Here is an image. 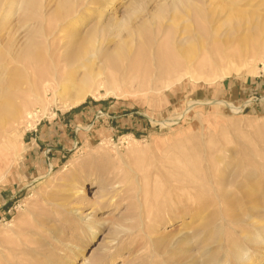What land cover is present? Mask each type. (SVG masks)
<instances>
[{
  "label": "rangeland",
  "instance_id": "1",
  "mask_svg": "<svg viewBox=\"0 0 264 264\" xmlns=\"http://www.w3.org/2000/svg\"><path fill=\"white\" fill-rule=\"evenodd\" d=\"M230 1L0 0V41L19 53L0 76V120L14 110L8 130L21 143L0 171V264H264V31L243 39L263 47L255 70L221 77L204 54L187 58ZM251 3L264 17V0ZM143 35L154 45L139 55ZM117 42L136 71L155 70L160 46L179 62L131 97L101 90L73 107L38 86L78 62L112 74L93 52ZM34 84L42 98L26 101ZM85 106L83 122L61 125ZM208 167L231 182L224 208L212 204Z\"/></svg>",
  "mask_w": 264,
  "mask_h": 264
},
{
  "label": "bare ground",
  "instance_id": "2",
  "mask_svg": "<svg viewBox=\"0 0 264 264\" xmlns=\"http://www.w3.org/2000/svg\"><path fill=\"white\" fill-rule=\"evenodd\" d=\"M251 1L252 0H239V2L237 4L235 3L234 5L232 4L233 2L230 1V4L226 5L225 8H223V11L221 12V13H223V15L221 14L222 16H220L219 20H217V22H216V23H218V21H219V24L221 26H223V28L221 26L216 28V27H213V25H211V27L209 28V31H208V35L205 38V41H204L205 43H203V41H202V40H204V38L202 40H201V37L199 38V40H201V42L204 44L200 47L198 46L199 49L197 51H199V52L196 53V51H193L192 50L193 48H192L191 50L188 51L189 56H187V58L194 59V57L197 54H200V53L204 54V56H205L204 59H207L206 62H208L207 68H210V67H211L210 69L217 68L218 72H220V74H221V77H224L226 74H228L231 67L236 72H238L239 68H237L236 65L238 66L240 64H248L249 65L248 71L255 70L256 69V64H255L256 58L254 57V59H253V55H254V53L260 51L263 47H262V45L249 46L245 41H243V39L251 29L256 28L258 26H260L262 28V30L264 31V17H261V15L258 13L256 14L254 9H252L253 4L251 3ZM260 5H261V3H260ZM220 21H221V23H220ZM142 34H145V33L143 32ZM178 35H179V37L181 36L180 34H178ZM143 36L147 37V35H143ZM148 37L143 38L144 42H143V40H140L142 42H140L138 40V42H140V46L138 45L139 47H136L137 49L139 48L138 51L136 49L138 54L140 53L139 51L143 50L142 52H144L145 48L148 45H150V44L152 45V41L149 40V39L152 40V38H148ZM185 37H186V35H185ZM185 37L183 35L180 38H178V37L176 38V40H175L176 44L174 43V45H175V48L177 50L176 51L177 53H178V49H179V51H181L182 50L181 48L183 46H186L187 37L186 38ZM190 37H191V35H190ZM246 38H247V36H246ZM195 39H196V37H195ZM45 40H46V38H45ZM157 40H159V39H157ZM189 40L190 39L188 38V41ZM121 42H119V43L117 42L115 49H112V50H110L108 47L98 45L95 52H93L95 57L97 55L98 57L102 58V59L100 58V62L102 64H105L107 66V68L111 71L112 74L106 73L105 70L101 69V67L99 69L100 65L96 66V67H98V70L95 69L96 71L88 70L89 68L86 67L87 66L86 64H85L86 70L78 72V70L79 69L81 70V68L83 67V64L85 63V62L84 63L82 62L83 64L79 65V62H78V65L76 64L77 67L74 68V69H77V71L70 69L72 71L69 70L70 72H67V70H63V69L60 70V68L57 70L55 68L54 70L52 69L53 70V76L50 79H46L45 76L41 75L42 80H40V83L38 86H40L41 90H44V91L45 90L47 91L48 88H52L53 92L52 91L51 92L53 93V96H55V97L59 96L63 100V102L65 101V104L67 106L73 107V106H76V105L82 103L86 99V97H89V96L92 98L100 97V91L101 90H103L105 92L104 96L105 95H107V96L111 95V96H114L115 98L131 97L135 93H138V91H136V89H140V88L145 89L144 86L147 87V86H149V84L156 83L159 79L161 80L164 77L171 75L173 73L171 67H175L176 64L179 62V61L173 62L172 59L170 60V58H172L175 54V51H174L175 48H173L174 53L171 54V55H173L172 57L170 55H169V57H167V56L164 57L166 54H165V52L164 53L160 52V50H162V49H160L161 48V46H160L159 49L157 47V49L159 50L158 51L159 55H157V53H156L157 51L154 52L156 54H152L153 56H155V60L158 61V62H156V64L153 62L155 65L151 62L153 64V66H156L155 70H153L154 68L153 69L149 68L151 71L153 70L152 73H154V75L153 74L151 75V71L148 69H145L144 71L138 70L141 73L143 72L142 74H140V73H138V71L133 70V68L134 67L136 68V65H137L135 62H133V64L128 63V65L126 63H123V59L126 58V56H127V58L130 59V56L128 53L124 52L125 49L123 51L121 50L123 48L122 46L124 45ZM198 43H200V41H198ZM125 45H126V43H125ZM151 45L149 46L150 49H151ZM135 46H137V45L135 44ZM140 48H141V50H140ZM150 49L148 48V50H150ZM125 53L128 55H125ZM161 53H162V55H161ZM177 53H176V55H177ZM140 54H144V53H140ZM152 55H150V56H152ZM179 55L180 54H178V57H179ZM18 56H19V53H18V51L15 50L14 43H10V44L7 43L5 45L4 43H2L0 41V76L4 75V74L3 75H1V74L4 72L3 70H5L6 68L8 69L9 65L15 66L16 61H17L16 58ZM158 56L161 58L160 62H159V60H157ZM180 56L182 57V55H180ZM254 56H256V54ZM120 57H122L123 59ZM175 57L178 58L177 56H175ZM160 58H158V59H160ZM184 58H186V57H184ZM66 59L70 62V60L76 59V55L75 54H69L66 57ZM153 59H154V57H153ZM173 59H174V57H173ZM34 60L35 59H33V62H34ZM134 60L137 62L136 57L134 58ZM78 61H79V58H78ZM175 61H177V60H175ZM74 62L77 63L76 61H74ZM30 65H33V63L31 62ZM36 65H34V66H36ZM188 66L190 67V64H188ZM71 67H69V68H71ZM66 68H68V67H66ZM14 69H16V68L13 67L12 69H8L9 74H11ZM36 69H38V68H36ZM203 69H206V68H203ZM148 71H150V73H148ZM145 72H146V74H144ZM139 74H140V76H139ZM143 74L146 75L147 78L149 77L148 74H150V76H152V77L145 80V78L144 79L142 78V77H144ZM41 76H40V78H41ZM138 77H139V79H138ZM15 78H16V76H15ZM4 79H5V77H4ZM6 79H8L10 81L9 77ZM141 79H143V80L140 81ZM0 80H1V78H0ZM168 84L170 85V83H168ZM35 85L36 84H34V86L31 88L29 98L26 101H29L31 98H36V99L42 98L41 95H40L41 98H39V92H38L39 90H38V87H35ZM150 88H151V90H153L152 85H150ZM155 88L156 87H154V89ZM142 89H140V90H142ZM42 94L44 95V92ZM195 103L196 102H190L188 105L191 107ZM16 105L17 104H15V106ZM3 106H4V104H3ZM231 109L238 110L236 108H231ZM12 111H14V110H10L7 113V116H4V114H2L3 112H6V111H4V109H3V112H1L3 118H1V120H0V171H2L6 165L7 166L9 165V162H11L12 155L15 156V146L16 147L21 146V143L17 139H15V137L10 135L9 130H8V127H9L8 121H9L10 117L13 116ZM22 115H23V113L21 114V116ZM29 116L30 115L28 113L27 117L29 118ZM12 160H13V158H12ZM208 169H209L208 174H205L204 177L208 178V184L210 185V187H212L214 194L216 196H220V197H212L213 198L212 204H215L216 206H219L220 208H224L225 206H228V204L225 202L226 197H224V195H223L224 191H222V189H220V188L226 186V183L231 184V182H227L228 181L227 179H226V181H224L225 179H224L223 175H218L217 173L215 174L214 172H212V170L209 167H208ZM236 170L233 174V178L237 180L238 175H235V174H239L240 171H236ZM193 185H194V183H192V187H193ZM203 185H204V183H203ZM205 185H207V184H205ZM189 186H191V185L189 184ZM188 188H190V187H188ZM82 189H83L82 185L81 186L77 185V187L75 189L76 190L75 194L84 193V191H82ZM199 189H200V187H199ZM76 211L77 210H75L74 212H76Z\"/></svg>",
  "mask_w": 264,
  "mask_h": 264
},
{
  "label": "crops",
  "instance_id": "3",
  "mask_svg": "<svg viewBox=\"0 0 264 264\" xmlns=\"http://www.w3.org/2000/svg\"><path fill=\"white\" fill-rule=\"evenodd\" d=\"M229 94V93H228ZM91 108L89 106H85L83 107L82 109H75L73 110L71 113L67 114L66 116L62 117L63 119V122L64 123H61V125L63 127H66V123H68L70 120H72L73 122L75 123H81L83 122V117L86 116V114H90V111Z\"/></svg>",
  "mask_w": 264,
  "mask_h": 264
}]
</instances>
